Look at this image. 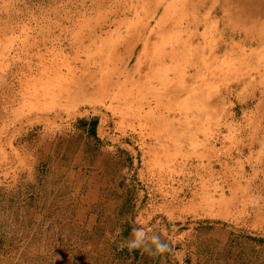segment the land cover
Wrapping results in <instances>:
<instances>
[{
	"label": "rangeland",
	"instance_id": "rangeland-1",
	"mask_svg": "<svg viewBox=\"0 0 264 264\" xmlns=\"http://www.w3.org/2000/svg\"><path fill=\"white\" fill-rule=\"evenodd\" d=\"M258 99L264 0H0V264H264Z\"/></svg>",
	"mask_w": 264,
	"mask_h": 264
},
{
	"label": "crops",
	"instance_id": "crops-1",
	"mask_svg": "<svg viewBox=\"0 0 264 264\" xmlns=\"http://www.w3.org/2000/svg\"><path fill=\"white\" fill-rule=\"evenodd\" d=\"M198 105V107H200L198 111L191 113V119L193 120H227L231 117V113H229L228 109L229 106L226 103L224 88L219 89L215 94H212L211 97L203 99ZM239 105H244V103L241 102ZM241 110L243 109H240L241 122L243 123L240 124V131L243 132L244 138L249 140L245 145L249 148L252 142L255 141L258 143L256 149H248L249 156L247 159L251 162L252 169L255 168L254 159H258L261 163L260 168L262 169V174L264 175V100L258 99L252 104L250 109ZM224 174L225 173H222V175ZM211 181L212 177L211 179L207 177L206 179L202 178V180H200L199 176H197V180L194 182L195 186L192 190V200L196 201L195 199L200 197L199 192H201L203 195L206 194L205 196H207L209 202H213L214 204L217 203L219 207V203H226L228 198L223 189L219 188L215 183L212 184ZM222 182L228 184V190H230L232 186H236V181H231L224 177H222ZM205 188H210V191L207 193ZM211 191H213V194ZM217 210L218 211H216L214 215H227L230 211V209L225 208L224 205ZM260 216H264V208L260 210Z\"/></svg>",
	"mask_w": 264,
	"mask_h": 264
},
{
	"label": "trees",
	"instance_id": "trees-1",
	"mask_svg": "<svg viewBox=\"0 0 264 264\" xmlns=\"http://www.w3.org/2000/svg\"><path fill=\"white\" fill-rule=\"evenodd\" d=\"M89 125L91 126V128H90V135L91 136H95V133H94V130H93L95 123L94 122H91Z\"/></svg>",
	"mask_w": 264,
	"mask_h": 264
},
{
	"label": "bare ground",
	"instance_id": "bare-ground-1",
	"mask_svg": "<svg viewBox=\"0 0 264 264\" xmlns=\"http://www.w3.org/2000/svg\"><path fill=\"white\" fill-rule=\"evenodd\" d=\"M177 53V52H176Z\"/></svg>",
	"mask_w": 264,
	"mask_h": 264
}]
</instances>
